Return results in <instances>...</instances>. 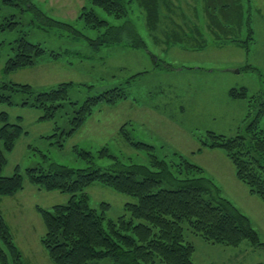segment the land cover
I'll return each mask as SVG.
<instances>
[{
    "label": "rangeland",
    "instance_id": "374dc122",
    "mask_svg": "<svg viewBox=\"0 0 264 264\" xmlns=\"http://www.w3.org/2000/svg\"><path fill=\"white\" fill-rule=\"evenodd\" d=\"M159 1L161 17L151 28L137 0H130L128 16L123 17L106 12L92 0H33L39 12L26 4L0 0V85L29 83L36 91H44L61 82L74 83L65 106L51 120H41L40 108L24 104L34 95L6 91L11 94V102L0 101V115L8 113L9 122L21 123L26 132L7 152L2 175L13 174L18 166L25 173L27 168L42 164L44 155L49 163L85 168L91 162L79 157L76 148H81L90 151L93 163L104 169L115 161L151 167L153 153L173 165V172L180 176L179 167L172 161L179 163L181 154L201 166L202 175L211 178L223 195L224 191L231 197L242 194L234 196L238 186L231 180L239 178L226 152L219 147H200L203 139L212 142L210 131L228 137L246 131L249 99L264 89V0H227L229 15L237 11L241 18L231 31L226 27L227 33L222 32L218 38L215 31L219 22L211 18L217 9H207L206 0ZM214 1L219 4L225 0ZM92 10L99 18L123 29L109 34L119 36L118 42H92L109 28L94 25L87 17ZM47 19L49 23L45 24ZM14 21L17 23L10 26ZM213 23L211 30L208 25ZM24 36L46 51L36 65L6 72V63L16 54ZM233 38L249 39L250 50ZM137 40L143 45L136 44ZM241 87L247 88L248 96L233 98L230 90ZM112 88L121 89L125 96L100 102L78 131L69 136L66 131L71 128L75 109L89 95ZM4 91L0 87V93ZM70 100L78 103L72 105ZM144 143L150 148L144 149L140 145ZM86 192L90 206L115 221L124 214L129 216L126 204L137 201L136 196L103 183L90 185ZM19 193L4 199L1 213L22 260L26 264H55L42 242L46 226L38 206L52 210L55 204L67 203L71 194L41 189L28 179ZM104 202L108 208L102 207ZM253 210L247 209L264 242V208L258 205ZM186 238L195 243L194 259L201 264H210L211 257L233 258L232 252L240 256L245 252L246 262L242 264L264 262V247H251L248 241L239 246L216 244L226 248L218 252L208 247L212 243L188 229ZM250 247L253 249L245 250ZM95 264L118 263L106 257Z\"/></svg>",
    "mask_w": 264,
    "mask_h": 264
},
{
    "label": "trees",
    "instance_id": "16d2710c",
    "mask_svg": "<svg viewBox=\"0 0 264 264\" xmlns=\"http://www.w3.org/2000/svg\"><path fill=\"white\" fill-rule=\"evenodd\" d=\"M92 1L116 17L128 16L127 6L130 0ZM137 1L145 10L148 25L155 27L161 17L160 1ZM4 2L26 4L29 9L38 11L33 0ZM206 2L207 9H217L211 17L215 19L214 22H219L218 31H215L217 38L222 32L227 33L226 27L231 31L232 26L239 23L241 17L237 11L231 15L227 12V0L219 4L214 0ZM87 15L96 27H109L92 42H98V45L118 42L119 36L112 37L109 34L112 30L118 29L121 32L123 29L120 30V27L99 18L93 10ZM15 23L17 22L9 25ZM208 26L213 30L214 23ZM135 33L139 36L136 27ZM252 38L250 35L249 39ZM249 39L241 41L233 38L241 41L248 51ZM179 41L181 40H174L175 43ZM135 43L143 45L139 40ZM45 51L41 44L30 42L25 36L21 37L17 52L8 59L5 71L12 72L34 66ZM73 85V82H61L48 90L36 91L29 83H4L0 85L5 89L0 93V101L11 102V94L6 92L8 90L34 95L33 100L27 99L24 104L40 108L41 120H51L65 106L64 101L69 99V90ZM230 94L235 99L248 96L245 87L232 88ZM124 96L125 93L119 88L89 95L75 109L70 120L71 128L66 133L69 136L74 135L100 102H113ZM77 103L71 101L72 105ZM249 106L247 116H250V121L244 133L228 137L210 131L212 142L203 139L200 148L223 149L236 166L239 180L245 183L252 194L264 201V89L250 97ZM0 118L3 120L0 127V203L3 197L19 192L24 187L25 179L41 189L71 194L67 203L55 204L52 210L38 206L46 226L42 242L55 264H95L106 257L112 258L118 264H197L194 259L196 246L194 242L187 240V229L213 244L239 246L248 241L251 247H264L250 217L225 197L211 178L202 175L204 169L201 166L181 154L179 163L172 161L179 167L177 172L180 176L173 172V165L153 153H150L151 167L115 161L104 169L93 163V154L90 151L81 148H76L79 157L91 162L85 168L49 163L44 155L42 164L27 168L25 173L18 166L13 174L2 175L3 167L7 163V152L14 149L17 139L26 130L19 122H9L6 112L1 113ZM209 138L211 139L210 136ZM140 145L145 146L144 149L150 148L146 143ZM104 154L109 155L107 148L104 149ZM94 183H103L120 192L136 196V202L126 204L129 216L124 214L115 221L107 219L105 213H99L92 208L86 188ZM108 206V203H102L104 209ZM0 264H26L1 211Z\"/></svg>",
    "mask_w": 264,
    "mask_h": 264
},
{
    "label": "crops",
    "instance_id": "0c3cea01",
    "mask_svg": "<svg viewBox=\"0 0 264 264\" xmlns=\"http://www.w3.org/2000/svg\"><path fill=\"white\" fill-rule=\"evenodd\" d=\"M157 61V59H156ZM214 179V177H213ZM235 179V178H234ZM216 181V180H215ZM231 184L235 185V186H238V190H234L235 191V195L236 196V193H242V194H239L237 195L236 197H231V195H226L225 193H228L226 191H224V195H226V197L228 199H230L233 203H235L245 214H247L253 225H254V221L252 219V215H250V213L247 211V209L249 208L251 210V212L255 211L253 209H257V206L261 205L262 208H264V202L263 200H261V198L255 194H252L250 191H249V188L244 184L242 183L240 180H231ZM227 186H229L230 188H232L228 183H227ZM221 187L222 189H224V186L221 184ZM234 188H232L233 190ZM239 191V192H238ZM20 192V191H19ZM17 192L15 195H12V196H6V197H3V199L1 200V203H0V211L2 212V208H1V205L4 201L5 198H13V197H16L18 196L20 193ZM243 198L242 202H240L239 200ZM249 202L251 203L249 205ZM244 206V207H243ZM256 207V208H255ZM255 226V225H254ZM17 244V243H16ZM195 244V243H194ZM213 244V243H212ZM209 244L208 243V247H210L211 249H217L218 252L219 251H224L223 249H226L225 247L223 246H216V244ZM196 246V245H195ZM238 249V248H237ZM249 249H253V248H246L245 250H249ZM197 252V248H196V251H195V254ZM227 252V251H226ZM228 254V253H227ZM232 255H233V258H231V255L229 257L228 255V258L226 259H217V258H210V264H242V263H245L246 262V254L245 252L243 253V256L241 255H238V253L236 252H232ZM195 256V255H194ZM196 261V260H195ZM197 264H201L199 263L198 261H196ZM257 263H264V262H257ZM255 263V264H257Z\"/></svg>",
    "mask_w": 264,
    "mask_h": 264
}]
</instances>
